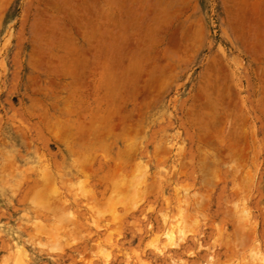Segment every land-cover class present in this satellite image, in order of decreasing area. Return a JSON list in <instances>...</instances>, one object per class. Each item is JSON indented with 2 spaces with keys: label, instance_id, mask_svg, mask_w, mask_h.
Returning <instances> with one entry per match:
<instances>
[{
  "label": "rangeland",
  "instance_id": "rangeland-1",
  "mask_svg": "<svg viewBox=\"0 0 264 264\" xmlns=\"http://www.w3.org/2000/svg\"><path fill=\"white\" fill-rule=\"evenodd\" d=\"M0 264H264V0H0Z\"/></svg>",
  "mask_w": 264,
  "mask_h": 264
},
{
  "label": "bare ground",
  "instance_id": "bare-ground-1",
  "mask_svg": "<svg viewBox=\"0 0 264 264\" xmlns=\"http://www.w3.org/2000/svg\"><path fill=\"white\" fill-rule=\"evenodd\" d=\"M182 46H183V45H182ZM182 56H183V55H182ZM181 60H182V59H181ZM177 61H178V60H177ZM182 61H183V60H182ZM185 61H186V60H185ZM167 75H168V74H167ZM164 78H165V77H164ZM167 78H168V77H167ZM28 79H29V78H28ZM165 82H167V80H166ZM167 84H168V83H167ZM46 90H47V89H46ZM59 92H60V91H59ZM218 96H219V95H218ZM222 96H223V95H222ZM221 99H222V98H221ZM149 101H150V100H149ZM208 104H209V103H208ZM218 104H219V102H218ZM54 107H55V106H54ZM56 108H57V107H56ZM64 109H65V108H64ZM135 110H136V109H135ZM208 111H209V110H208ZM109 112H110V111H109ZM205 112H206V111H205ZM218 113H219V112H218ZM70 115H71V114H70ZM213 115H214V114H213ZM217 115H218V114H217ZM210 116H211V115H210ZM76 117H77V116H76ZM105 117H106V116H105ZM53 118H54V117H53ZM90 119H91V118H90ZM95 119H97V118H95ZM108 119H109V118H108ZM221 119H223V118H221ZM38 120H39V119H38ZM55 120H56V119H55ZM73 120H74V119H73ZM105 120H106V119H105ZM40 121H41V120H40ZM91 121H92V119H91ZM196 121H197V120H196ZM58 122H59V121H58ZM99 122H100V121H99ZM106 122H107V121H106ZM48 123H49V122H48ZM89 123H90V121H89ZM95 123H96V122H95ZM202 123H203V122H202ZM202 123H201V124H202ZM218 123H219V122H218ZM49 125H51V124H49ZM49 125H48V126H49ZM77 125H78V124H77ZM91 125H92V124H91ZM93 125H95V124H93ZM187 125H188V124H187ZM199 125H200V124H199ZM55 126H56V125H55ZM102 126H103V125H102ZM102 126H101V127H102ZM207 126H208V124H207ZM45 127H46V126H45ZM45 127H44V128H45ZM93 127H94V126H93ZM96 127H97V126H96ZM48 128H49V127H48ZM54 128H55V127H54ZM97 128H98V127H97ZM120 128H121V127H120ZM94 129H95V128H94ZM108 129H109V128H108ZM121 129H123V127H122ZM46 130H47V129H46ZM133 130H134V129H133ZM48 131H49V130H48ZM56 131H57V130H56ZM90 131H92V130H90ZM51 132H52V131H51ZM53 132H55V131H53ZM63 132H64V131H63ZM100 132H101V131H100ZM112 132H113V131H112ZM199 133H200V132H199ZM237 133H238V132H237ZM79 134H80V133H79ZM56 135H57V134H56ZM87 135H88V134H87ZM133 136H134V135H133ZM122 137H123V136H122ZM124 138H125V137H124ZM230 138H231V137H230ZM237 138H238V137H237ZM237 138H236V139H237ZM207 139H208V138H207ZM60 140H61V139H60ZM197 140H198V138H197ZM229 140H230V139H229ZM229 140H228V141H229ZM234 140H235V139H234ZM56 141H57V140H56ZM138 142H139V141H138ZM206 142H207V141H206ZM211 142H212V141H211ZM218 142H219V141H218ZM230 142H231V141H230ZM236 142H238V141H236ZM4 144H5V143H4ZM219 145H220V144H219ZM221 145H222V144H221ZM104 146H105V145H104ZM108 146H109V145H108ZM128 146H129V145H128ZM130 146H131V145H130ZM210 146H211V145H210ZM230 146H231V145H230ZM233 146H234V145H233ZM194 147H195V146H194ZM196 147H197V146H196ZM196 147H195V148H196ZM228 147H229V146H228ZM102 148H103V147H102ZM231 148H232V147H231ZM240 148H241V147H240ZM127 149H128V148H127ZM134 149H135V148H134ZM161 149H162V148H161ZM122 150H124V149H122ZM219 150H220V149H219ZM239 150H240L239 152H241V149H239ZM157 151H158V150H157ZM237 151H238V150H237ZM73 153H74V152H73ZM105 154H106V153H105ZM119 154H120V153H119ZM201 154H202V153H201ZM232 154H233V153H232ZM78 155H79V154H78ZM92 155H93V154H92ZM122 155H124V153H123ZM125 155H126V154H125ZM237 155H238V154H237ZM237 155H236V156H237ZM93 156H96V154L93 155ZM108 156H109V155H108ZM120 156H121V155H120ZM160 156H161V155H160ZM160 156H159V158H160ZM202 156H203V155H202ZM6 157H7V156H6ZM8 157H9V156H8ZM75 157H77V156H75ZM75 157H74L73 159H75ZM79 157H80V156H79ZM79 157H77V161H78ZM133 157H134V156H133ZM214 157H215V156H214ZM216 157H217V156H216ZM237 157H238V156H237ZM92 158H93V157H92ZM107 158H109V157H107ZM200 158L202 159V157H200ZM9 159H10V158H9ZM42 159H43V158H42ZM71 159H72V158H71ZM71 159H70V160H71ZM85 159H86V158H85ZM79 160H81V158H80ZM82 160H83V159H82ZM218 160H219V159H218ZM236 160H237V159H236ZM72 161L74 162V160H72ZM77 161H75V162H76L75 165L77 164ZM116 161H117L118 163H120L121 160H120V161H119V160H116ZM116 161H115V162H116ZM7 162H8V161H7ZM73 162H71V163L73 164ZM121 162H122V161H121ZM139 162H140V161H139ZM198 162H199V161H198ZM207 162H208V161H207ZM235 162H236V161H235ZM11 163H12V162H11ZM71 163H70V164H71ZM81 163H82V162H81ZM86 163H87V162H86ZM86 163H85V164H86ZM90 163H91V162H90ZM131 163H132V162H131ZM183 163H184V161H183ZM199 163H200V162H199ZM216 163H217V162H216ZM8 164H9V163H8ZM88 164H89V163H88ZM203 164H204V163H203ZM234 164H235V163H234ZM118 165H119V164H118ZM130 165H131V164H130ZM140 165H141V163H140ZM200 165H201V164H199V166H200ZM208 165H209V164H208ZM1 166H3V165H1ZM73 166H74V165H73ZM73 166L71 165V167H73ZM89 166H90V165H89ZM143 166H144V165H143ZM115 167H116V166H114V168H115ZM139 167H140V166H139ZM135 168H136V167H135ZM135 168H134V170H135ZM205 168H206V167H205ZM230 168H231V167H230ZM232 168H233V167H232ZM232 168H231V169H232ZM13 169H14V168H13ZM115 169H118V168H115ZM207 169H208V168H207ZM238 169H239V168H238ZM43 170H44V169H43ZM79 170H80V172H82V171H81V168H80ZM79 170H78V171H79ZM118 170H119V169H118ZM160 170H161V168H160ZM212 170H213V169H212ZM2 171H3V170H2ZM39 171H40V170H39ZM59 171H60V170H59ZM143 171H144V169H143ZM206 171H207V170H206ZM37 172H38V171H37ZM231 172H232V171H231ZM233 172H234V171H233ZM48 173H49V172H48ZM117 173H118V172H117ZM238 173H239V171H238ZM54 174L56 175L55 172H54ZM81 174H85V175H86L85 172H84V173H81ZM87 174H88V173H87ZM114 174H115V173H114ZM131 174H132V173H131ZM136 174H137V173H136ZM161 174H162V173H161ZM236 174H237V173H236ZM236 174H235V177H236ZM49 175H51V174H49ZM49 175H48V176H49ZM57 175H58V174H57ZM112 175H113V173H112ZM119 175H120V174H119ZM198 175H199V174H198ZM207 175H208V173H207ZM58 176H59V175H58ZM126 176H127V175H126ZM200 176H201V175H200ZM209 176H210V175H209ZM233 176H234V175H233ZM46 177H47V174H46ZM60 177H61V176H60ZM111 177H112V176H111ZM114 177H115V176H114ZM130 177H131V176H130ZM39 178H40V177H39ZM52 178H53V177H52ZM56 178H57V177H56ZM58 178H59V177H58ZM124 178H125V177H124ZM247 178H248V177H247ZM4 179H5V178H4ZM49 179H50V177H49ZM49 179H48V180H49ZM104 179H105V178H104ZM110 179H111V178H110ZM200 179H201V178H200ZM202 179H203V178H202ZM202 179H201V180H202ZM209 179H210V178H209ZM209 179H207V180H209ZM231 179H232V178H231ZM242 179H243V178H242ZM45 180H46V179H45ZM52 180H53V179H52ZM77 180H78V179H77ZM77 180H76V181H77ZM84 180H85V179H84ZM80 181H81V180H79V182H80ZM122 181H123V180H122ZM124 181H126V180L124 179ZM138 181H139V180H138ZM240 181H241V180H240ZM3 182H4V181H3ZM18 182H19V181H18ZM27 182H28V181H27ZM48 182H50V181H48ZM48 182H47V184H48ZM103 182H104V180H103ZM127 182H128V181H127ZM242 182H243V181H242ZM60 183H61V182H60ZM108 183H109V182H108ZM116 183H117V182H116ZM124 183H125V182H124ZM129 183H130V182H129ZM151 183H152V182H151ZM239 183H241V182H239ZM45 184H46V183H45ZM45 184H43V186H44ZM50 184H51V183H49L48 185H50ZM61 184H62V183H61ZM61 184H60V185H61ZM80 184H81V182H80ZM111 184H112V183H111ZM205 184H206V183H205ZM212 184H213V182H212ZM40 185H42V183L39 184V186H40ZM48 185H47V186H48ZM183 185H184V184H183ZM18 186H19V185H18ZM43 186H41V187L43 188ZM50 186H51V185H50ZM208 186H209V185H208ZM241 186L243 187V185H241ZM11 187H14V186H11ZM41 187H40V188H41ZM51 187H52V186H51ZM51 187L48 186L47 188L45 187L46 189L43 188V189L46 190V191H43L42 189H40V190H42V191H40L39 188H38V189H34V190H36V191L39 190V191H37V193H36V194H39V199L42 198V197H41V196H42L41 194H42V192H43V194H44V195H43V196H44L43 201H41L42 199H40V200L38 201L37 198H35V199L32 198L31 196H33V194H34L33 192H36V191H31V193H30L31 196H30L29 199H30V202H31V203L33 202L32 205L35 204L34 207H33V208H35L34 210H36L37 206H38V207L40 206V201L43 202V203L45 202V205H46V203L49 205L50 202H51L50 207L52 206L51 209H50V208L48 207V205H46V206H47V209H46V207H45V210H43V208H42L43 206H40L39 208H40V209L42 208V212H43V211L46 212V211H48V210L51 211L52 208H54L55 206H58L59 203H57V205H55V206H53L54 204H52V202L55 201L57 198L54 199V200H52V201L50 200V199L53 198V197H52L53 194H51V192H52L53 190H52V191L50 190V189H53V188H51ZM53 187H54V186H53ZM113 187H114V184H113ZM120 187H121V186H120ZM135 187H136V186H135ZM235 187H236V186H235ZM14 188H16V187H14ZM33 188H35V187L33 186ZM48 188H50V189H49V190H50V194L48 193V192H49ZM54 188H55V190H56V187H54ZM110 188H112V187H110ZM114 188H115V187H114ZM142 188H143V186H142ZM145 188H146V187H145ZM237 188H238V187H237ZM135 189H136V188H135ZM207 189H208V188H207ZM235 189H236V188H235ZM241 189H242V188H241ZM16 190H17V189H16ZM55 190L53 191V193L55 192ZM118 190H119V188H118ZM56 191H57V190H56ZM119 191H120V190H119ZM137 191H138V190H137ZM141 191H142V190H141ZM235 191H236V190H235ZM238 191H239V190H238ZM245 191H246V190H245ZM40 192H41V194H40ZM115 192H116V191H115ZM134 192H135V191H134ZM138 192H139V191H138ZM211 192H212V191H211ZM45 193H46V194H45ZM47 193H48V195H47ZM55 193H56V192H55ZM109 193H111V191H109ZM132 193H133V192H132ZM140 193H141V192H140ZM140 193H139V194H140ZM239 193H240V191H239ZM56 194H58V193H56ZM71 194H72V193H71ZM76 194H78V193H76ZM81 194H82V193H81ZM89 194H90V193H89ZM116 194H117V193H116ZM120 194H122V193H120ZM139 194H137V195H139ZM40 195H41V196H40ZM46 195H47V197H49V195H50V196L52 195V196L49 197V199H47V198H46ZM54 195H55V194H54ZM67 195H68V194H67ZM74 195H75V194H74ZM92 195H93V194H92ZM113 195H114V194H113ZM194 195H195V194H194ZM196 195H197V194H196ZM11 196H12V195H11ZM82 196H83V195H82ZM119 196H120V195H119ZM130 196H132V195H130ZM34 197H35V195H34ZM37 197H38V196H37ZM74 197H75V196H74ZM183 197H184V196H183ZM183 197H182V198H183ZM45 198H46L48 201H47ZM77 198H78V197H77ZM199 198H200V197H199ZM199 198H198V199H199ZM44 199H45L46 201H45ZM89 199H90V198H89ZM105 199H106V198H105ZM194 199H195V198H194ZM31 200H32V201H31ZM35 200H36V201H35ZM49 200H50V201H49ZM110 200H111V199H110ZM140 200H141V199H140ZM140 200H139V201H140ZM34 201H35L36 203H35ZM118 201H119V200H118ZM48 202H49V203H48ZM57 202H58V201H57ZM192 202H193V201H192ZM198 202H199V201H198ZM204 202H205V201H204ZM53 203H55V202H53ZM60 203H61V202H60ZM94 203H95V202H94ZM107 203H108V202H107ZM139 203H140V202H139ZM92 204H93V203H92ZM92 204H91V205H92ZM95 204H96V203H95ZM101 204H102V203H101ZM135 204H136V203H135ZM186 204H187V203H186ZM186 204H185V205H186ZM196 204H197V203H196ZM29 205H31V204L29 203ZM32 205H31V206H32ZM43 205H44V204H43ZM59 205L62 206V204H59ZM63 205H64V204H63ZM98 205H99V204H98ZM194 205H195V204H194ZM121 206H122V205H121ZM126 206H128V205H126ZM199 206H200V205H199ZM58 207H59V206H58ZM58 207H57V209L54 208V209H56V210H54V211H58V209H60V208H58ZM84 207H85V206H84ZM130 207H131V205H130ZM130 207H129V208H130ZM240 207H241V206H240ZM240 207H239V208H240ZM39 208H38V209H39ZM62 208H63V206H62ZM121 208H122V207H121ZM40 209H39V210H40ZM129 210H130V209H129ZM175 210H176V209H175ZM192 210H193V209H192ZM50 211H49V212H50ZM54 211H53V212H54ZM60 211H63V210L61 209ZM224 211H225V210H224ZM239 211H240V210H239ZM58 212H59V211H58ZM58 212H57V213L55 212V215H56V216H57V214L61 213V212H59V213H58ZM63 212H64V211H63ZM63 212H62L61 214H59V215L56 217V218H60V219H58L59 222H61V220H62V221L65 220L64 218L59 217V216H62V215H64V217H66V216H65V213L63 214ZM184 212H185V211H184ZM192 212H193V211H192ZM192 212H191V213H192ZM227 212H228V211H227ZM244 212H245V211H244ZM46 213H47V212H46ZM232 213H233V212H232ZM235 213H236V212H235ZM186 214H187V212H186ZM237 214H238V213H237ZM66 215H67V214H66ZM200 215H201V214H200ZM223 215H224V214H223ZM234 215H235V214H234ZM120 216H121V215H120ZM174 217H175V216H174ZM180 217H181V216H180ZM188 217H189V215H188ZM61 218H62V219H61ZM118 218H119V217H118ZM140 218H141V217H140ZM203 218H204V216H203ZM230 218H232V217H230ZM238 218H239V217H238ZM73 219H74V218H73ZM180 219H181V218H180ZM185 219H186V218H185ZM228 219H229V218H228ZM235 219H236V218H235ZM55 220H57V219H55ZM55 220H54V221H55ZM58 220H57V221H58ZM57 221H56V222H57ZM73 221H74V220H73ZM183 221H184V220H183ZM240 221H241V220H240ZM59 222H57V223H55V224H58ZM65 222H66V221H65ZM163 222H164V221H163ZM171 222H172V221H171ZM194 222H195V221H194ZM71 223H72V222H71ZM71 223H70V224H71ZM190 223H192V222H190ZM195 223H196V222H195ZM195 223H194V224H195ZM236 223H237V222H236ZM238 223H239V222H238ZM55 224H54V225H55ZM59 224H60V223H59ZM65 224H66V223H65ZM131 224H133L132 221H131ZM179 224H180V223H179ZM32 225H33V224H32ZM54 225H53V226H54ZM63 225H64V224H63ZM67 225H68V224H67ZM133 225H134V224H133ZM187 225H188V224H187ZM195 225H198V223L195 224ZM235 225H236V224H235ZM33 226H35V225H33ZM41 226H43V225H41ZM41 226H39V227H41ZM53 226H52V227H53ZM60 226H61V224H60ZM181 226H183V224H182ZM185 226H186V224H185ZM239 226H240V225H239ZM242 226H243V225H242ZM73 227L75 228V226H73ZM183 227H184V226H183ZM191 227H193V225H192ZM240 227H241V226H240ZM240 227H239V228H240ZM243 227H244V226H243ZM41 228H43V227H41ZM76 228H77V227H76ZM76 228H75V229H76ZM78 228H79V226H78ZM133 228H134V227H133ZM146 228H147V227H146ZM186 228H187V227H186ZM214 228H215V227H214ZM239 228H238V230H241V229H239ZM241 228H242V227H241ZM36 229H37V228H36ZM45 229H46V228H45ZM49 229H50V228H49ZM59 229H60V228H59ZM67 229H68V228H67ZM72 229H73V228H72ZM181 229H182V228H181ZM216 229H217V228H216ZM231 229H232V228H231ZM233 229H234V228H233ZM249 229H250V228H249ZM37 230H38V229H37ZM41 230H42V229H41ZM47 230H48V228H47ZM62 230H64V229H62ZM184 230H185V229H184ZM184 230H183V232H185ZM187 230H189V229H187ZM236 230H237V229H236ZM238 230H237V231H238ZM56 231H57V230H56ZM137 231H138V230H137ZM165 231H166V230H165ZM177 231H178V230H177ZM217 231H218V230H217ZM33 232H34V231H33ZM54 232H55V229H54ZM232 232H233V231H232ZM110 233H111V232H110ZM180 233H181V232H179L178 234H179V235H181V234L184 235L183 233H181V234H180ZM238 233H239V232H238ZM164 234H165V233H164ZM248 234H250V233H248ZM55 235H56V234H55ZM115 235H116V234H115ZM246 235H247V234H246ZM56 236H57V235H56ZM108 236H109V235H108ZM237 236H238V235H237ZM237 236H236V237H237ZM109 237H110V236H109ZM118 237H119V236H118ZM118 237H117V239H118ZM172 237H173V235H172ZM239 238H240V237H239ZM107 239H108V238H107ZM169 240H171V237L169 238ZM172 240H173V239H172ZM172 240H171V241H172ZM106 241H107V240H106ZM235 241H236V240H235ZM225 242H226V241H225ZM55 243H56V241H55ZM170 243H171V242H170ZM170 243H169V245H170ZM178 243H179V242H178ZM171 244H172V243H171ZM244 244H245V243H244ZM56 245H57V243H56ZM175 246H176V245H175ZM198 246H199V245H198ZM233 246H234V245H232V247H233ZM146 247H147V246H146ZM226 247H227V246H226ZM230 247H231V246H230ZM224 248H225V247H224ZM253 248H254V247H253ZM255 248H256V247H255ZM145 249H146V248H145ZM228 249H229V248H228ZM255 251H257V250H255ZM230 252H231V251H230ZM253 255H254V253H253ZM250 257H251V256H250ZM260 258H261V257H260ZM214 259H215V258H214ZM257 259H258V258H257ZM19 260H21V259H19ZM228 260H229V259H228ZM228 260H227V261H228ZM251 260H252V259H251ZM261 260H262V258H261ZM19 262H20V261H19ZM139 262H140V261H139ZM262 262H263V261H262ZM22 263H23V262H22Z\"/></svg>",
  "mask_w": 264,
  "mask_h": 264
}]
</instances>
